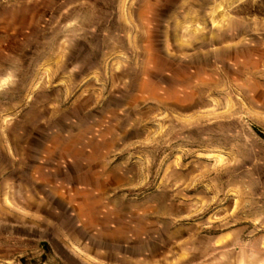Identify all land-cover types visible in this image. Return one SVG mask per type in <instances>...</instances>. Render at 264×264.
<instances>
[{"label": "rangeland", "instance_id": "374dc122", "mask_svg": "<svg viewBox=\"0 0 264 264\" xmlns=\"http://www.w3.org/2000/svg\"><path fill=\"white\" fill-rule=\"evenodd\" d=\"M0 264H261L264 0H0Z\"/></svg>", "mask_w": 264, "mask_h": 264}, {"label": "clouds", "instance_id": "9594fccd", "mask_svg": "<svg viewBox=\"0 0 264 264\" xmlns=\"http://www.w3.org/2000/svg\"><path fill=\"white\" fill-rule=\"evenodd\" d=\"M20 69L17 60H10L8 64L0 66V92L15 87ZM264 264V260L261 261Z\"/></svg>", "mask_w": 264, "mask_h": 264}, {"label": "trees", "instance_id": "16d2710c", "mask_svg": "<svg viewBox=\"0 0 264 264\" xmlns=\"http://www.w3.org/2000/svg\"><path fill=\"white\" fill-rule=\"evenodd\" d=\"M262 138H264V136H262Z\"/></svg>", "mask_w": 264, "mask_h": 264}]
</instances>
